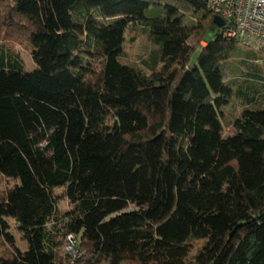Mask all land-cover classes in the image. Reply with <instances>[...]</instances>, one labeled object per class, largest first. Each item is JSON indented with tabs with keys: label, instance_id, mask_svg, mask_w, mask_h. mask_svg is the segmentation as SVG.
<instances>
[{
	"label": "trees",
	"instance_id": "16d2710c",
	"mask_svg": "<svg viewBox=\"0 0 264 264\" xmlns=\"http://www.w3.org/2000/svg\"><path fill=\"white\" fill-rule=\"evenodd\" d=\"M214 17L200 0H0V264H264V51Z\"/></svg>",
	"mask_w": 264,
	"mask_h": 264
},
{
	"label": "built area",
	"instance_id": "2783aa9c",
	"mask_svg": "<svg viewBox=\"0 0 264 264\" xmlns=\"http://www.w3.org/2000/svg\"><path fill=\"white\" fill-rule=\"evenodd\" d=\"M207 9L230 25L224 36L252 50L264 51V0H200ZM66 252L74 256V239ZM68 243V241H67Z\"/></svg>",
	"mask_w": 264,
	"mask_h": 264
},
{
	"label": "rangeland",
	"instance_id": "374dc122",
	"mask_svg": "<svg viewBox=\"0 0 264 264\" xmlns=\"http://www.w3.org/2000/svg\"><path fill=\"white\" fill-rule=\"evenodd\" d=\"M213 38H214L213 33H208L205 36L206 40H212ZM146 46L147 44L145 40H139L134 45L127 44V46L125 47V54L123 61L126 63L140 64ZM19 53L21 54L24 72L30 73L34 71L36 67L33 61L31 60L30 56L27 54L28 52H26L24 49H20ZM196 57H197V53L192 57L190 62L191 65H193L196 62ZM235 95L236 93L234 94L233 99L229 102V105L223 109L226 119L233 118L234 116L238 115L239 111L241 110V104L238 101V98L235 97ZM229 134H230L229 130L225 128L224 135L227 136ZM14 185L15 182L13 180H8L0 175V192H4L8 190L12 188ZM9 223H10L9 232L12 238L14 239L15 246L23 251L24 249H26V245H24L19 233L16 231L14 223H12V221H9ZM68 245L70 246V242L68 239H66L65 251L68 249ZM194 246L195 247L193 249V252L199 248L198 247L199 245L197 243H195ZM7 248H8L7 245L0 240V252H3Z\"/></svg>",
	"mask_w": 264,
	"mask_h": 264
},
{
	"label": "water",
	"instance_id": "95a60500",
	"mask_svg": "<svg viewBox=\"0 0 264 264\" xmlns=\"http://www.w3.org/2000/svg\"><path fill=\"white\" fill-rule=\"evenodd\" d=\"M213 22L218 28H223L225 26L224 21L219 17H214Z\"/></svg>",
	"mask_w": 264,
	"mask_h": 264
}]
</instances>
